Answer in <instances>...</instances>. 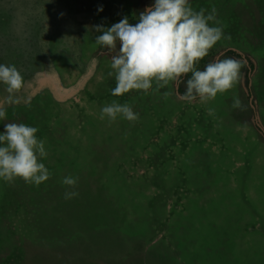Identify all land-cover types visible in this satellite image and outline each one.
<instances>
[{
  "label": "rangeland",
  "instance_id": "rangeland-1",
  "mask_svg": "<svg viewBox=\"0 0 264 264\" xmlns=\"http://www.w3.org/2000/svg\"><path fill=\"white\" fill-rule=\"evenodd\" d=\"M153 3L0 0L3 64L28 82L0 134L6 123L36 127L51 174L39 186L0 180V264H264V0H190L206 15L215 8L224 33L197 69L242 64L234 87L208 103L180 98L191 74L179 91L153 84L113 96L108 50L88 36L75 53L65 42L80 19L95 29L124 17L134 25ZM30 25L45 39L31 59L17 44ZM114 100L138 120H101ZM65 177L77 178L74 189Z\"/></svg>",
  "mask_w": 264,
  "mask_h": 264
},
{
  "label": "clouds",
  "instance_id": "clouds-1",
  "mask_svg": "<svg viewBox=\"0 0 264 264\" xmlns=\"http://www.w3.org/2000/svg\"><path fill=\"white\" fill-rule=\"evenodd\" d=\"M96 31L102 34L95 38V43L111 55L112 71L108 75L115 78L111 94L116 97L133 90L148 94L153 84L157 89L174 84L179 91L185 77L191 74L180 98L188 103H208L231 90L241 77V62L231 58L208 63L203 71L197 69V63L208 56L224 33L215 8L206 15L203 9L195 11L190 0H154L139 14L136 24L124 17L109 28L97 26ZM0 84L6 93L0 97L3 120L6 106L21 104V94L28 82L15 65L0 63ZM233 107L242 108L239 98H234ZM208 112L212 114L214 110ZM118 117L129 122L139 118L130 105L115 100L102 107L101 120L114 122ZM37 133L36 127L24 123L5 124V131L0 134V180L13 183L21 179L39 186L50 178L49 170L40 162L47 152ZM61 183L74 189L77 178L65 177ZM78 195L76 191H66L65 199Z\"/></svg>",
  "mask_w": 264,
  "mask_h": 264
},
{
  "label": "trees",
  "instance_id": "trees-1",
  "mask_svg": "<svg viewBox=\"0 0 264 264\" xmlns=\"http://www.w3.org/2000/svg\"><path fill=\"white\" fill-rule=\"evenodd\" d=\"M80 33L78 35L77 38H71L70 36L68 37V39L66 38V41L68 40V43L74 47V53L77 52L79 49L77 48L80 44L79 42H81L83 40L84 36H88L91 39H95L97 36L101 35L102 33H98L96 32L95 26L90 25V26H85V20L84 19H80ZM85 26V27H82ZM32 27V29L30 28ZM36 28V29H33ZM41 27H39L38 25H30L29 29H27L25 32L22 33V35H20L19 37V41H18V45H19V49L18 50H22V55L26 58L28 57L29 59L33 58V57H41L42 53H43V49H44V34L42 35V30H40ZM13 34H8L9 41L11 40V37ZM15 36V35H14ZM46 40H48L49 34H47ZM16 39V38H15ZM64 42V44H65ZM1 40H0V63H3V61L6 58V51L3 50V48L1 47ZM15 45V44H14ZM21 48V49H20ZM4 52H3V51ZM14 52L16 50H13ZM72 51V52H73ZM77 59V58H76ZM253 68V67H252Z\"/></svg>",
  "mask_w": 264,
  "mask_h": 264
},
{
  "label": "water",
  "instance_id": "water-1",
  "mask_svg": "<svg viewBox=\"0 0 264 264\" xmlns=\"http://www.w3.org/2000/svg\"><path fill=\"white\" fill-rule=\"evenodd\" d=\"M225 52V51H224Z\"/></svg>",
  "mask_w": 264,
  "mask_h": 264
}]
</instances>
